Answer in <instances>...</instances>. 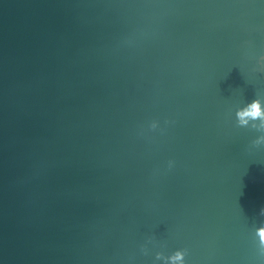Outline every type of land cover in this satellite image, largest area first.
I'll return each mask as SVG.
<instances>
[{"label":"water","instance_id":"1","mask_svg":"<svg viewBox=\"0 0 264 264\" xmlns=\"http://www.w3.org/2000/svg\"><path fill=\"white\" fill-rule=\"evenodd\" d=\"M257 92L264 0H0V260L255 264Z\"/></svg>","mask_w":264,"mask_h":264},{"label":"clouds","instance_id":"2","mask_svg":"<svg viewBox=\"0 0 264 264\" xmlns=\"http://www.w3.org/2000/svg\"><path fill=\"white\" fill-rule=\"evenodd\" d=\"M235 124L241 128H247L250 120H258L259 124L254 125L259 133L251 141V147L264 146V94L257 92L254 99L248 102L238 101L234 107ZM167 118L164 124H168ZM248 129V128H247ZM163 132L164 126L157 118L151 119L145 126H141L139 134L148 135L154 132ZM175 165V160L169 158L167 161V168L171 169ZM259 215L264 217V207H261ZM252 241L255 245L257 260L255 264H264V219H261L258 225H252ZM155 241L153 237L149 236L139 245L141 253L149 255L153 252ZM188 250L184 247H177L171 251H165L163 245L156 248L151 264H188L187 257ZM0 264L3 261L0 260Z\"/></svg>","mask_w":264,"mask_h":264}]
</instances>
